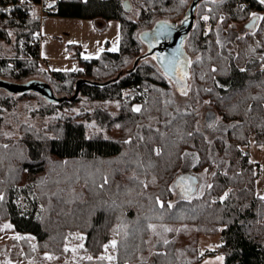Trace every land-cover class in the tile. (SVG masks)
<instances>
[{"label":"trees","instance_id":"16d2710c","mask_svg":"<svg viewBox=\"0 0 264 264\" xmlns=\"http://www.w3.org/2000/svg\"><path fill=\"white\" fill-rule=\"evenodd\" d=\"M124 1L0 0V39L10 41L9 29L14 35V54L0 56V80L39 76L33 79L59 98L41 100L32 111L48 114L47 121H21L14 137L4 111L41 94L0 87V222L21 233L12 242L38 264H53L51 257L41 262V243L66 232L82 239L85 264H199L206 254L221 255L222 264H264V197L256 190V162L244 149L251 136L264 145V3L198 0L193 8L183 41L192 100L207 102L226 124L209 135L197 107L179 104L165 75L140 57L145 32L136 35L141 26L185 16L190 4L128 0L126 9ZM35 4L45 14L117 20L118 50L86 58L70 43L77 65L46 68ZM254 15L253 29L233 41L220 37L219 27ZM58 107L68 110L55 114ZM186 155L193 172L210 178L199 194L180 191L176 198ZM59 206L66 216L58 220ZM202 235H219L221 243L202 251Z\"/></svg>","mask_w":264,"mask_h":264},{"label":"rangeland","instance_id":"374dc122","mask_svg":"<svg viewBox=\"0 0 264 264\" xmlns=\"http://www.w3.org/2000/svg\"><path fill=\"white\" fill-rule=\"evenodd\" d=\"M187 1L188 4L193 2V0ZM33 9L35 14L40 17V31L38 34L39 54L46 61L44 66L50 70H70L77 65V59L73 57L72 51L68 48V44L70 43L76 44L80 49V56L86 58L98 56L104 50H118L119 22L117 20L104 22L99 19L91 20L74 16L45 14L42 12L40 4H35ZM189 15L190 14L187 12L185 18L181 15L174 19L176 21H171L170 18H165L168 20L161 21L162 23L155 30L158 32L155 33L148 34L154 24L151 27L141 26L137 29L136 35L142 31L147 33L144 38L143 35L141 36L142 43L139 52L144 54L146 60L153 62L165 75L167 80L172 85L175 99L179 104L183 106L188 102L189 105L191 104L192 106L197 107L200 112L198 119L199 124L201 127H205L203 121L204 113L208 109L207 102L201 104L197 101L193 102L190 91V73L188 71L186 72L187 78L185 81L181 78L183 75L181 76L178 74L175 79H172V73L167 72V69L165 68V63L169 59H174L177 55L183 56L180 51V40L177 33L171 29H164L162 32H159V30H162L168 25H172L180 31L182 27L179 26L178 23L183 18L185 20L188 19L189 21L191 17V15L190 17ZM185 28L188 29V25H186ZM205 28L207 29V26H205ZM218 29L220 37L223 40L233 41L236 36L243 34L247 28L244 24L236 23L224 30H221L220 27ZM8 33L10 36L9 42L0 39V56L9 57L14 54L12 46V41L14 39L13 31L9 29ZM181 33L182 38L184 39L187 31H185L186 34H183V30ZM184 55L189 57L190 62L191 55H187L185 51ZM131 63L129 64L131 65ZM169 68H171V64L169 65ZM172 70L174 71V69ZM33 78L44 79L39 76H31L21 80L20 82H11V85L14 86L13 89L15 90L26 88L37 91L41 94V97H20L18 98L15 108L4 111V113L8 116L7 122L12 127L10 132L14 137H18L16 127L21 121L33 123L37 126H41L44 120L47 121L48 114L42 115L39 111L37 112V110H35V112H33L32 110L38 108L40 104H42V102H40L41 100L46 99L51 101L53 99H49V89L47 84L43 81L34 80ZM0 82L3 81L0 80ZM0 87L2 89L5 88L3 86ZM107 106L112 110L117 109V104L114 101H109ZM65 110H68V107H64V109L58 107L54 113L58 114L60 112H64ZM70 111L76 112V106H73ZM225 126L226 124L218 117L215 124L209 127L206 133L209 135H215L222 132ZM244 149L248 150L250 158L256 162V190L260 196L264 197V145L254 144L253 137L251 136L248 145L245 146ZM190 166L191 157L186 155L181 168V177L184 181L182 182L183 184L181 183V190L175 192L176 198L179 196L180 191H182V197L190 198L195 196L199 194L203 190L204 186L209 182V172L205 170L193 172ZM56 214L59 215V217H57L58 220L63 219V217L66 216L64 209L61 206L57 209ZM72 235H74V237L71 239V234L66 232L63 239L62 236L55 234L49 237V239L45 242L41 243L40 247H38V249H41L44 254L41 262L43 263L51 257L50 259H52L53 264H85L84 261L88 255L83 249L82 239L79 237L78 233H74ZM20 236L21 233L14 228L9 220H3L0 222V264H38L23 258L22 251L12 242V238ZM199 242L201 250L203 251L205 249H214L221 243V239L219 235H202L200 236ZM107 258L110 262H112L111 255L108 254ZM221 258L222 256L219 254H206L203 256V259L199 264H211L213 261H218Z\"/></svg>","mask_w":264,"mask_h":264},{"label":"flooded vegetation","instance_id":"af4514ba","mask_svg":"<svg viewBox=\"0 0 264 264\" xmlns=\"http://www.w3.org/2000/svg\"><path fill=\"white\" fill-rule=\"evenodd\" d=\"M184 18H185V16H184ZM184 18L178 23V25L182 27L180 29V31H178V28H175L172 25H168L167 27H164L162 30H159V32H162L164 29H171L173 31H176L177 36H178V38L180 40V51L182 52L183 56L177 55L176 58L169 59L165 63V68L167 69V72H171L172 73V75H171L172 79H175L176 75L178 74V75H181V76L183 75V77H181V78H183V80L185 81V79L187 78L186 72L187 71L189 72V69H188L189 57L184 55V51H183V48H182L184 39L182 38L181 31L183 30V34H186L185 33V31H186L185 26L189 25V21H188V19H186L187 20L186 21ZM155 30H156V28H152L151 31L148 32V34L149 33L158 32V31H155ZM170 64H171V68L174 69L175 72L171 68H169Z\"/></svg>","mask_w":264,"mask_h":264},{"label":"water","instance_id":"95a60500","mask_svg":"<svg viewBox=\"0 0 264 264\" xmlns=\"http://www.w3.org/2000/svg\"><path fill=\"white\" fill-rule=\"evenodd\" d=\"M197 1L198 0H193V2L190 4V6L188 8V14L191 15V17L189 15L190 20H189L188 27L191 24L193 8H194V6H195V4H196ZM124 6H125L126 9H129V2H128V0H125L124 1ZM257 20H258V15H254L244 25H245V27L247 29H253L255 27V25H256ZM161 23H162L161 21L157 22L154 27L157 28ZM186 31H188V29H186ZM145 34H147V33H143L142 34L143 37L145 36ZM140 57H145V56H144V54H142V55H140ZM136 62L137 61L134 62V65L136 64ZM0 86H3L6 89H8L10 91H13V92H18V91H24V90H26V88H23V89H20V90H17V89L15 90V89H13L14 88L13 85H11L10 83L5 82V81L0 82ZM48 95H49V99H53V100H58L59 99V98H56L55 96H53V94L50 91H49V94ZM204 121H205V123H206L207 126H212L215 123V121H216V113H215V111L212 110V109H207L205 111V113H204ZM178 180H179L180 183H182L184 181L181 176L178 178Z\"/></svg>","mask_w":264,"mask_h":264},{"label":"crops","instance_id":"0c3cea01","mask_svg":"<svg viewBox=\"0 0 264 264\" xmlns=\"http://www.w3.org/2000/svg\"><path fill=\"white\" fill-rule=\"evenodd\" d=\"M211 264H222V258L220 260H218V261L217 260L213 261Z\"/></svg>","mask_w":264,"mask_h":264},{"label":"snow or ice","instance_id":"6c2138e0","mask_svg":"<svg viewBox=\"0 0 264 264\" xmlns=\"http://www.w3.org/2000/svg\"><path fill=\"white\" fill-rule=\"evenodd\" d=\"M262 3H264V0H261ZM114 50V49H113ZM136 111H139V109H135ZM113 246L115 245V241L112 242Z\"/></svg>","mask_w":264,"mask_h":264},{"label":"built area","instance_id":"2783aa9c","mask_svg":"<svg viewBox=\"0 0 264 264\" xmlns=\"http://www.w3.org/2000/svg\"><path fill=\"white\" fill-rule=\"evenodd\" d=\"M41 63L46 64V61L43 58H41Z\"/></svg>","mask_w":264,"mask_h":264}]
</instances>
